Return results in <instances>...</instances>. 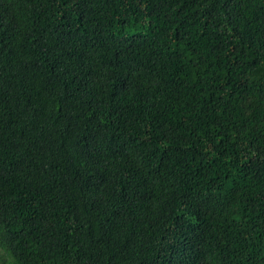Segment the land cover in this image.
Instances as JSON below:
<instances>
[{
	"label": "trees",
	"instance_id": "16d2710c",
	"mask_svg": "<svg viewBox=\"0 0 264 264\" xmlns=\"http://www.w3.org/2000/svg\"><path fill=\"white\" fill-rule=\"evenodd\" d=\"M0 264H264V0H0Z\"/></svg>",
	"mask_w": 264,
	"mask_h": 264
}]
</instances>
